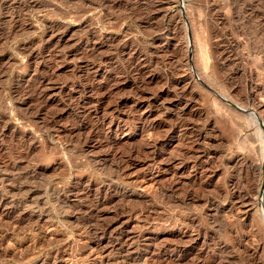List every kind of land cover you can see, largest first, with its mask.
I'll list each match as a JSON object with an SVG mask.
<instances>
[{
	"label": "rangeland",
	"instance_id": "374dc122",
	"mask_svg": "<svg viewBox=\"0 0 264 264\" xmlns=\"http://www.w3.org/2000/svg\"><path fill=\"white\" fill-rule=\"evenodd\" d=\"M263 146L264 0H0V264H264Z\"/></svg>",
	"mask_w": 264,
	"mask_h": 264
},
{
	"label": "bare ground",
	"instance_id": "6f19581e",
	"mask_svg": "<svg viewBox=\"0 0 264 264\" xmlns=\"http://www.w3.org/2000/svg\"><path fill=\"white\" fill-rule=\"evenodd\" d=\"M256 121V120H255ZM263 150H264V146H263ZM264 198V195H263V197H262V199Z\"/></svg>",
	"mask_w": 264,
	"mask_h": 264
},
{
	"label": "water",
	"instance_id": "95a60500",
	"mask_svg": "<svg viewBox=\"0 0 264 264\" xmlns=\"http://www.w3.org/2000/svg\"><path fill=\"white\" fill-rule=\"evenodd\" d=\"M261 197H262V195H260V198H261ZM261 205H262V204H261ZM261 205H260V206H261ZM261 207H263V205H262Z\"/></svg>",
	"mask_w": 264,
	"mask_h": 264
}]
</instances>
